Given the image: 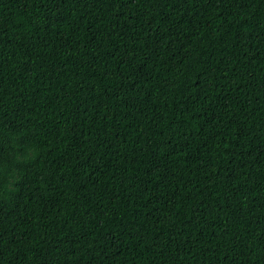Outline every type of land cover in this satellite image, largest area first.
<instances>
[{
	"label": "trees",
	"instance_id": "1",
	"mask_svg": "<svg viewBox=\"0 0 264 264\" xmlns=\"http://www.w3.org/2000/svg\"><path fill=\"white\" fill-rule=\"evenodd\" d=\"M0 264H264V0H0Z\"/></svg>",
	"mask_w": 264,
	"mask_h": 264
}]
</instances>
